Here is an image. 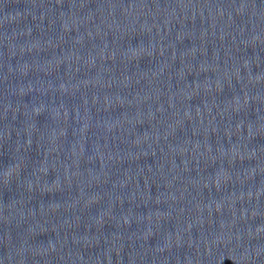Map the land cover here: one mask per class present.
Returning <instances> with one entry per match:
<instances>
[{
	"label": "water",
	"instance_id": "water-1",
	"mask_svg": "<svg viewBox=\"0 0 264 264\" xmlns=\"http://www.w3.org/2000/svg\"><path fill=\"white\" fill-rule=\"evenodd\" d=\"M0 264H264V0H0Z\"/></svg>",
	"mask_w": 264,
	"mask_h": 264
}]
</instances>
